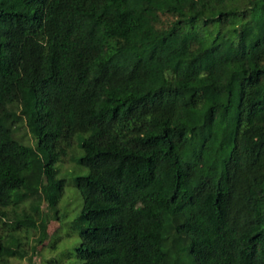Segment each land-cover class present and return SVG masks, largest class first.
Here are the masks:
<instances>
[{"label": "trees", "instance_id": "1", "mask_svg": "<svg viewBox=\"0 0 264 264\" xmlns=\"http://www.w3.org/2000/svg\"><path fill=\"white\" fill-rule=\"evenodd\" d=\"M72 185L49 264H264V0H0V264Z\"/></svg>", "mask_w": 264, "mask_h": 264}, {"label": "rangeland", "instance_id": "2", "mask_svg": "<svg viewBox=\"0 0 264 264\" xmlns=\"http://www.w3.org/2000/svg\"><path fill=\"white\" fill-rule=\"evenodd\" d=\"M73 164L69 161L64 162V169L70 168ZM84 173L87 172V169L83 171ZM83 205V199L79 191H75V187L68 186L67 187V195L63 199L60 205L61 213L66 214L63 218L60 219V221H52L49 230L50 234L53 235L55 233V236L61 237L60 241L58 242L57 249L48 248L44 251V256L47 260L42 261V257L38 256L35 259V263L30 262L29 260H23L21 261L22 264H49L48 259L51 257L59 256L61 251L66 247V244L75 240V234L69 233V226L71 224V221L75 218V216L81 211ZM54 236V237H55ZM49 239L47 243L50 241ZM57 244V243H56Z\"/></svg>", "mask_w": 264, "mask_h": 264}]
</instances>
